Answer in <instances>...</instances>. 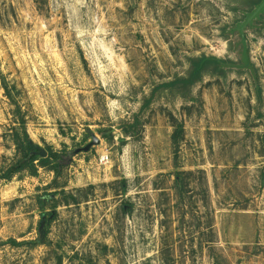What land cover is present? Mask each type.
<instances>
[{
	"label": "rangeland",
	"instance_id": "obj_1",
	"mask_svg": "<svg viewBox=\"0 0 264 264\" xmlns=\"http://www.w3.org/2000/svg\"><path fill=\"white\" fill-rule=\"evenodd\" d=\"M253 1L0 0V72L81 200L51 215L57 177L45 168L0 181V264H264V9ZM203 57L228 65L166 87ZM16 110L0 80V171L20 158Z\"/></svg>",
	"mask_w": 264,
	"mask_h": 264
},
{
	"label": "trees",
	"instance_id": "obj_2",
	"mask_svg": "<svg viewBox=\"0 0 264 264\" xmlns=\"http://www.w3.org/2000/svg\"><path fill=\"white\" fill-rule=\"evenodd\" d=\"M252 5L255 9H264V0H254ZM227 62L224 60H220L217 58H199L197 60H193L191 64V72L188 78L177 80L176 82L167 84L166 87H193L199 81H201L203 75L207 73V71L217 70L219 68L227 66ZM0 80L2 81V87L5 91L6 96L17 108L18 115H20L19 124L16 128H14L13 141L17 148V152L20 155V158L15 160L6 168H3L0 171V181L6 180L10 181L15 176L25 171L31 173L32 176L36 175L38 168L49 169L56 174V181L54 183L55 192L51 194L50 203L52 205L50 208L54 213H57V209L61 205L71 206V205H79L81 200L78 199L73 194H68L66 191V186L60 185L58 180L60 177L64 175L63 167H61V159L62 154L55 153L51 148H47L46 152L48 156L46 158H42L38 155H34L33 153L38 152V146H36L27 131L26 120L22 115L21 107L19 105V101L17 99V95L20 93L15 85H11L7 79L0 72ZM175 122V131L172 136V144L175 148V153L178 154L180 149V144L184 139V125L180 124L177 120H173ZM38 163V165L36 164ZM182 176L179 175L177 178L178 186H181ZM48 203V202H47ZM47 238V234L44 239ZM43 243V242H42ZM33 244H37L34 242Z\"/></svg>",
	"mask_w": 264,
	"mask_h": 264
},
{
	"label": "water",
	"instance_id": "obj_3",
	"mask_svg": "<svg viewBox=\"0 0 264 264\" xmlns=\"http://www.w3.org/2000/svg\"><path fill=\"white\" fill-rule=\"evenodd\" d=\"M100 144V141L93 137V142L91 144H89L88 146H86L84 149H80V150H76L74 152V155L78 154L79 152H88L91 148H93L94 146L96 145H99ZM34 155H38L42 158H46L48 156L47 152L43 149H41L40 147H38V152L37 153H33Z\"/></svg>",
	"mask_w": 264,
	"mask_h": 264
}]
</instances>
